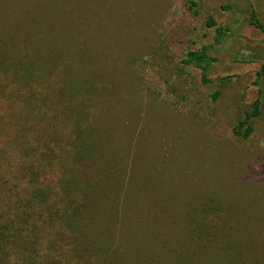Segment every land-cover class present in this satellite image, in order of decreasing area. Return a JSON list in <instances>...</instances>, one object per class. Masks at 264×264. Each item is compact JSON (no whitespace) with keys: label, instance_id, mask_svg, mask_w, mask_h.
<instances>
[{"label":"rangeland","instance_id":"374dc122","mask_svg":"<svg viewBox=\"0 0 264 264\" xmlns=\"http://www.w3.org/2000/svg\"><path fill=\"white\" fill-rule=\"evenodd\" d=\"M187 1L0 0V176L16 185L9 195H26L20 174L29 178L27 166L54 161L60 169L54 182L72 177L80 185L93 183L92 194L86 193L93 204L77 210L85 242L118 244L140 264L191 260L184 248L197 247L205 264H224L212 244H186L189 214L210 196L228 209L233 239L256 241L257 252L264 246V77L253 83L264 63V37L248 23L251 7L264 23V0H198L197 13ZM30 11L46 40L33 34ZM209 18L230 28L218 44L214 26L205 25ZM44 41L55 64L49 73L55 88L82 78L89 85L76 116L72 107L77 111L81 94L58 98L51 128L40 118L46 82L38 77L20 93L31 77L23 71L22 47L29 52ZM202 46L216 58L208 76L232 75L214 98L217 84H202L200 70L181 63L187 50ZM256 96L259 115L242 139L233 128ZM59 132L65 144L44 157L45 143H55ZM69 140L91 142L92 154L88 149L78 160ZM19 263L17 256L8 262Z\"/></svg>","mask_w":264,"mask_h":264},{"label":"trees","instance_id":"16d2710c","mask_svg":"<svg viewBox=\"0 0 264 264\" xmlns=\"http://www.w3.org/2000/svg\"><path fill=\"white\" fill-rule=\"evenodd\" d=\"M187 2L188 8L197 13L198 0H188ZM29 15V20L32 23L35 22L31 26L33 34L46 40V32L41 22H38L39 18H37L36 12L30 11ZM248 23L258 29L264 37V23L253 7L248 12ZM205 25L214 26V41L216 44L231 34L228 26L215 25L212 18L207 19ZM65 28L68 29L69 26ZM31 36L33 35L31 34ZM41 44L39 47L36 46L35 50L31 47L29 52L26 47H22L26 50L27 57L23 71L31 77L25 79L26 82L21 86L20 93L28 91V87L38 77L46 82V87L50 90L48 92L47 90L44 91L40 99L42 102L40 108H45L43 110L45 114L40 118L51 128L55 125L57 117L58 107H56V104L58 98L61 102V99L70 97V91L75 97L80 93L79 108L76 111V107H72V113L76 116L78 115L77 112L82 109L83 102L88 99L89 85L83 78H72L73 80L68 86L66 84L65 88H62V86L60 89L55 88L52 77L49 75L50 69H53L55 64L46 55V41ZM42 52L45 56H42ZM215 60V57L207 53L205 46L187 50L181 59V63L200 70L202 84L212 82L217 84L218 88L211 94L213 98L220 94L222 88L232 78V75L212 78L207 75L208 66ZM1 72L11 77L15 76V74L2 69ZM262 77H264V63L255 71L253 83L258 85ZM40 79L39 81H41ZM30 96H33V94L30 93ZM260 105V97L256 96L249 108L243 111V119L233 128L236 136L242 139L249 137L253 131L251 120L259 115ZM67 118L70 121L73 116ZM69 134L70 131H67V135ZM56 138L58 139L54 140L55 143H45L47 156L44 157L48 158L50 151L53 152L55 146L63 147L65 144L62 142L60 132ZM69 142H71V147L73 146L76 150L74 157L78 160L86 157L88 149L89 153L92 154L93 152V144L89 141H84L81 146L77 145L78 142H75L74 145V141L69 140ZM37 147L38 145L35 144V146H31V149L35 150ZM80 149L84 150L79 151ZM40 162L27 166L30 169V173L27 175L28 179H26L25 174H20V181L23 182L21 189L25 190L26 195L23 196L21 193V197L16 196L15 199L13 198L14 200L10 195H13V192L16 193V185L7 184L6 178L0 176V264H8L10 259L15 256L19 258V264H140L141 260L130 257L125 249L118 244L110 246L101 241H98V243L90 240L85 242V240H88L87 234L84 231L83 219L81 220V217L78 216L77 210L81 206L83 207V204L85 206L93 204L86 196L87 191L92 194L94 190L93 183L86 181L84 185H80L79 180L72 177L66 179L65 182H54V179L60 178L58 175L60 169L57 164L54 161L50 162V160ZM0 170H3L2 166ZM77 191L83 194L78 200L73 196V193ZM218 202V199L214 200L210 196L207 200L203 199L194 204L192 209L195 212H190L188 217V219H192V228L186 244L190 243L191 246H194L197 240L205 244H212L213 248L211 249L222 255L219 257L222 263L225 262L224 264H263L264 246L258 248L261 251L257 252V248H254L257 244L256 241L247 245L242 240L236 241L233 239L231 236L236 234L237 231L230 224V218L232 217L227 212L228 209L219 205ZM197 207L199 208L197 209ZM87 218L89 219L88 216ZM77 221L80 226H78ZM59 225L61 226L60 230L54 231L55 227ZM50 232L52 234L45 237V234L47 235ZM193 236L197 238L193 239ZM180 244L186 246L184 241ZM176 245L182 247L178 243ZM251 248L253 249L251 250ZM201 249L197 247L190 248L187 251L184 248V252L189 253L191 260H187L185 256L180 257L183 263L179 262L177 264H205ZM235 252H237V255H235Z\"/></svg>","mask_w":264,"mask_h":264}]
</instances>
